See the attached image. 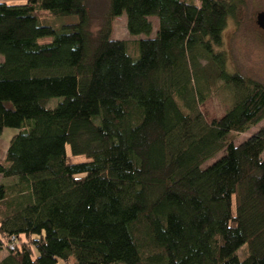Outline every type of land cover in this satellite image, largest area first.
I'll list each match as a JSON object with an SVG mask.
<instances>
[{"label": "trees", "instance_id": "obj_1", "mask_svg": "<svg viewBox=\"0 0 264 264\" xmlns=\"http://www.w3.org/2000/svg\"><path fill=\"white\" fill-rule=\"evenodd\" d=\"M242 6L106 0L92 33L87 0L0 2V180H16L0 182V264H264V126L233 144L264 119V85L219 49ZM122 15L135 59L111 37ZM217 85L234 99L208 123Z\"/></svg>", "mask_w": 264, "mask_h": 264}, {"label": "rangeland", "instance_id": "obj_2", "mask_svg": "<svg viewBox=\"0 0 264 264\" xmlns=\"http://www.w3.org/2000/svg\"><path fill=\"white\" fill-rule=\"evenodd\" d=\"M87 10L90 20L89 29L94 33L105 15L106 0H87ZM258 11H264V0H243V6L239 11L236 20L228 21L227 26L221 33L222 44L219 49L226 53V70L228 72L238 73L245 78L260 82L264 85V32L259 31L254 23L255 14ZM43 18L46 20H39L41 24H49L50 26L55 27L63 22L75 21L73 16H66L58 19L55 18V20L50 16ZM150 20L153 26V32L155 33L156 19L151 18ZM111 37L113 39L126 41L128 43V54L133 59L138 56L136 46H134V41L138 38L128 35L125 28L124 15L116 18L112 23ZM50 40V37H44L39 39L38 43H48ZM233 99L232 92L225 86L219 85L214 94L199 106V110L205 121L210 123L213 120L219 119L223 115L232 104ZM60 100V97L52 98L49 100L46 107L51 109L60 102ZM263 126L264 119L255 126L250 127L246 132L235 135L233 144H239ZM4 131L9 132L15 130L13 128H5ZM65 152L66 160L69 163L84 162L87 160L83 155H71L68 146L65 147ZM222 155L223 151L218 153L212 159L204 162L201 167L205 168L209 166ZM262 156L264 157V152L262 153ZM232 201V210H234L235 196L232 197ZM7 252L6 248H3L0 252V257L5 256ZM246 253L247 249L245 245L241 246L236 251V255L239 259L244 258ZM33 255H35L34 250ZM73 260V257H70L66 262L58 259L57 264H72Z\"/></svg>", "mask_w": 264, "mask_h": 264}, {"label": "crops", "instance_id": "obj_3", "mask_svg": "<svg viewBox=\"0 0 264 264\" xmlns=\"http://www.w3.org/2000/svg\"><path fill=\"white\" fill-rule=\"evenodd\" d=\"M25 0H0V2H7V3H18V2H23ZM14 133V131H9V132H5L4 130L1 132L0 134V159L3 157V154L5 152V149L8 145V141L10 139V137L12 136V134ZM15 179H2L0 180V182L4 185H11L13 183H15ZM8 182V183H6ZM2 257H0L1 259Z\"/></svg>", "mask_w": 264, "mask_h": 264}, {"label": "water", "instance_id": "obj_4", "mask_svg": "<svg viewBox=\"0 0 264 264\" xmlns=\"http://www.w3.org/2000/svg\"><path fill=\"white\" fill-rule=\"evenodd\" d=\"M256 23L257 25L264 29V13L263 12H259L256 16Z\"/></svg>", "mask_w": 264, "mask_h": 264}, {"label": "built area", "instance_id": "obj_5", "mask_svg": "<svg viewBox=\"0 0 264 264\" xmlns=\"http://www.w3.org/2000/svg\"><path fill=\"white\" fill-rule=\"evenodd\" d=\"M6 248H7V250H9V251L14 250V248H15V244H14V238H13V237L10 238V241H9L8 244L6 245Z\"/></svg>", "mask_w": 264, "mask_h": 264}, {"label": "flooded vegetation", "instance_id": "obj_6", "mask_svg": "<svg viewBox=\"0 0 264 264\" xmlns=\"http://www.w3.org/2000/svg\"><path fill=\"white\" fill-rule=\"evenodd\" d=\"M259 12H263V13H264V11H258V12H256L254 23H255V25H256V27L258 28L259 31L264 32V29L260 28V27L257 25V23H256V16H257V14H258Z\"/></svg>", "mask_w": 264, "mask_h": 264}]
</instances>
